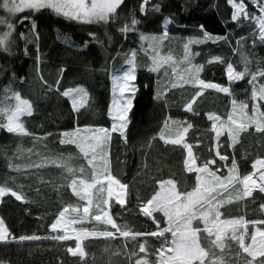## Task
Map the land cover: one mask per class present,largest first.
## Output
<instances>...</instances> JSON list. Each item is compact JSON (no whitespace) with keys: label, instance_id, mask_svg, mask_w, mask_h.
<instances>
[{"label":"trees","instance_id":"trees-1","mask_svg":"<svg viewBox=\"0 0 264 264\" xmlns=\"http://www.w3.org/2000/svg\"><path fill=\"white\" fill-rule=\"evenodd\" d=\"M142 3L143 0H125L108 23L92 24L57 16L48 10H26L13 16L0 8V17L15 24L7 50L0 48V101L10 95L6 89L19 92L37 107V121H41L47 130L45 138L32 139L30 135L19 137L0 128V185L6 184L24 196L23 200H17L10 193L1 197L0 218L11 236L40 237L39 240L9 239L0 242V261L3 264H134L138 256L145 255L139 253V243H146L148 259L155 262V251L161 245V239L156 237L137 240L119 236L115 239L87 238L82 245L88 255L81 259L67 251L69 247H75L74 239L61 241L50 236L53 233L50 225L62 208L67 205L81 207L83 201L69 187V174L65 177L66 172L62 168L46 163L60 157L73 169L84 166L87 171V162L77 146L60 143L61 134L72 131L74 127L110 126V72L121 68L132 50L137 53L134 81L137 90L128 114L130 122L125 131L126 142L119 132H113L107 147L112 175L128 185L126 206L121 208L113 204L111 207V215L118 224H127L136 232L155 231L156 225L141 214L140 205L158 189L157 181L174 179L181 191H189L194 186L195 174L187 172L184 167L186 150L183 145L166 144L157 136L163 127L165 112L167 118L192 125L185 142L193 145L197 164L214 159L216 164L211 167L216 170L223 163L232 166L235 160L239 174L243 176L253 171L252 164L256 159L264 158V133L256 132L254 127L249 128L240 133L238 143L233 146L229 144L225 131L219 140L216 139L211 126L213 121L208 119L210 113L226 118L229 98L250 103L251 89L247 83L250 77L230 84L226 67L237 59L241 63L246 56L250 71L264 68V42L259 40L256 21L245 18L233 21L234 9L227 0H152L144 5V12L140 10ZM245 4L250 14H260L251 0H245ZM156 6H159V11L154 10ZM24 16L30 19L23 20ZM133 18L139 23L131 25ZM33 20L36 30H40L48 43L43 54L38 53L37 38L32 34ZM165 20L171 22L165 25ZM125 24L130 26V30L121 32ZM200 25L213 36H226L227 39L190 45L192 64L203 65L200 79L230 87L232 95L207 89L198 98L194 111L187 112L182 108L196 89L192 85L170 88L162 69L149 71L152 53L149 54L148 49L143 50L141 35L160 36L167 31L168 38L163 41L160 51L180 60L184 56V43L189 38H201ZM4 31H7L6 26L0 25V33ZM213 57H221L225 63H208ZM237 65L241 67L244 64ZM179 66L181 68L183 64ZM243 69L238 68L240 71ZM258 82L264 83V78H258ZM76 86H83L89 93L88 104L79 113L71 110L70 100L65 101L60 99L62 95L59 96L65 89ZM158 92L161 93L160 99L156 98ZM261 110H264V103ZM190 116L197 117L196 121L187 122ZM217 146L220 155L227 156V160H220L216 155ZM10 163L19 165L20 170L10 168ZM261 205H264V192L254 190L252 196L224 206L223 218L243 216L247 221L264 220ZM155 216L161 227L166 226L161 214ZM95 229L112 230L110 226L103 225H97ZM134 252L138 255L134 256ZM236 252L237 246L231 243L228 255L231 264H238Z\"/></svg>","mask_w":264,"mask_h":264},{"label":"snow or ice","instance_id":"snow-or-ice-1","mask_svg":"<svg viewBox=\"0 0 264 264\" xmlns=\"http://www.w3.org/2000/svg\"><path fill=\"white\" fill-rule=\"evenodd\" d=\"M124 2L125 0H0V8L13 16L24 13L26 10L34 12L48 10L57 16L92 24L108 23L117 15V10ZM148 2L149 0H143L141 12L145 11L144 5ZM227 2L234 9L231 19L233 21H239L241 18L255 20L259 40L264 42V0H251L257 6L259 15H252L247 11L245 0H239V2L227 0ZM154 10L159 11V6H156ZM28 19H30L29 16L23 17V20ZM23 20L20 23H23ZM170 22V20H165V25ZM138 23L139 21L134 18L131 20V25ZM0 25H5L7 28V31L0 33V48L6 51L10 42L9 38L15 30V24L0 17ZM31 27L32 34L38 38V33L35 31L37 25L34 20ZM199 28L201 38H189L184 43L182 61H176L170 53L167 55L161 53L163 41L168 38L167 31L160 36L145 37L143 34L141 35L142 40L149 39L153 42L149 44V48L152 49L150 56L152 66L149 71L158 72L161 68L169 66L172 88L192 85L196 89L184 105L188 112L194 111V105L198 98L207 89L232 95L230 87L200 79L199 73L203 70V65L192 64L190 45L227 39L226 36H213L204 29L203 25H200ZM129 30L130 26L127 24L120 29L121 32ZM89 35L94 36L92 33ZM255 42L254 40L253 43ZM136 55V51L132 50L125 60L127 67L123 68L119 74L112 75V102L108 112L113 120L111 129L76 127L73 131L61 134L60 143L75 144L87 162V171L84 166L73 169L66 161H62L59 165L69 174L71 179L69 187L73 194L86 203L82 208L71 205L62 208L55 221L50 225L53 232L59 230L62 234L55 235L52 239L61 241L74 239L75 247H69L67 251L73 256L78 255L84 259L88 253L82 246V241L87 238L115 239L119 236L126 240H137L140 237H156L161 239V245L155 251V264H231L228 255L231 243H234L238 248L236 256L245 257L244 264H264V227L257 226H264V220L247 221L243 216L223 218L221 212V208L225 204L250 197L256 189L264 192V158L256 159L252 164L253 172L247 175L239 174L235 160L232 162V167L228 169L227 176L219 175L220 169L217 168L213 171L210 167L216 164L214 159L197 164L198 157L192 151L193 145L185 142V135L192 125L185 126V122L172 120L171 117L164 121L157 136L166 144L183 145L187 150L184 167L187 172L195 174L194 186L190 191H181L174 179L157 181L158 190L140 205L141 214L153 220L157 228L156 231H133L127 224H118L111 215L113 204L121 208L126 206L128 185L121 183L112 175L105 148L110 142L113 132H119L126 142L125 131L130 122L128 114L133 107V99L137 90L133 83L136 79ZM213 62L225 63L221 57H213L208 61V63ZM248 63V59L245 58L242 71H236L233 64L228 63L226 75L230 84L250 77L247 83L251 89L249 96V100L252 102L251 114H249V102L246 100L237 101L235 98L231 101V110L227 113L226 119L215 113L208 114V119L213 121L212 131L215 132L216 139L219 140L220 135L226 129L233 146L238 143L240 133L248 131L249 128L254 127L256 132L264 133V110H261V105L264 103V83L258 82V78H264V68H258L252 72L247 67ZM180 64H185L186 67L178 70ZM63 71L62 68L61 75ZM165 74L168 75L167 69ZM5 91L10 95H6L4 100L0 101V128H5L7 132L16 135H32L22 122V117L33 114L31 101L23 98L17 91L11 89ZM61 95L70 99L71 108L76 113H79L88 104L89 93L83 86L65 89ZM156 98L160 99L161 93L158 92ZM82 133L87 134L83 135ZM37 139L40 138L37 137ZM218 148L219 146H217L216 155L220 160H227L228 157L220 155ZM41 166L31 165V167ZM9 167L16 171L20 170L19 165L10 163ZM233 190L236 191L234 197L231 195ZM9 193L17 200L24 199L22 194L7 187L6 184L0 185V197ZM261 208L264 209V205H261ZM154 213L163 214L162 219L166 226H160V221L156 220ZM86 221L102 223L105 226H110L112 230H89L84 227ZM201 224L202 227L198 226ZM249 224L254 227V231H249ZM166 233L170 234L171 239L165 235ZM9 239L39 240L40 237L21 236L17 238L11 236L4 220L0 218V242H7ZM137 247L139 253L145 255L138 256L135 264H151L148 259L146 243H139ZM133 255L138 254L134 252ZM0 264L3 262L0 261Z\"/></svg>","mask_w":264,"mask_h":264},{"label":"rangeland","instance_id":"rangeland-1","mask_svg":"<svg viewBox=\"0 0 264 264\" xmlns=\"http://www.w3.org/2000/svg\"><path fill=\"white\" fill-rule=\"evenodd\" d=\"M37 33H38V38H37V36H36V38H37V50H38V53L39 54H43L46 50H47V47H48V43L46 42V40H45V38L41 35V32H40V30H35ZM257 32H258V29H257ZM144 36L145 37H153V36H158V35H153V34H144ZM144 40V48H143V50H146V49H148L149 50V54H151L152 53V49L151 48H149V44L150 43H153L151 40H149V39H143ZM245 58H246V56L241 60V63H240V60L239 59H237V61L236 62H234V63H231V64H233V66H234V68L236 69V71H240V70H238V68H242V67H244V65H241V64H244V61H245ZM176 61H182L183 60V57H182V59H175ZM234 64H236V65H234ZM237 64H240L241 65V67H239ZM122 67L121 68H116V72L115 71H112V72H110V82H111V91H112V75L113 74H119L120 73V71L123 69V68H126L127 67V65L126 64H122L121 65ZM151 66H152V63H151ZM186 67V65L185 64H183V66L180 68V66H178V70H181V69H183V68H185ZM162 69V72H163V74H164V77L165 78H167V80H168V82H169V86H170V88H172L171 87V82H172V77H171V68L169 67V66H165V68H161ZM161 69H160V71H161ZM166 69H167V72H168V75H166L165 74V72H166ZM164 70V71H163ZM134 83V82H133ZM184 86H187V85H184ZM177 88H179V87H177ZM48 90H50V89H48ZM209 90H212V91H216V90H213V89H209ZM216 92H218V91H216ZM220 93H222V92H220ZM222 94H225V93H222ZM225 95H228V94H225ZM59 96H61V93H59ZM58 95H57V97H59ZM60 99H63V100H67L68 98H66V97H64V96H62ZM232 99L233 98H229V101H228V103H229V109L227 110V113L231 110V101H232ZM69 100L70 99H68V102H69ZM250 101V100H249ZM111 102H112V93H111V100H110V105H111ZM251 104H252V102L250 101V103H249V114H251ZM110 105H109V107H110ZM69 106H70V108H71V101L69 102ZM32 108H33V114L31 115V116H25V117H22V122L24 123V125H25V127H26V129L28 130V132H30V133H32V135H30V138H32V139H37V137H39L40 139H42V138H45V136H46V131L47 130H45V128H44V125L41 123V121L40 122H38L37 121V119L39 120V118H37V116H39L38 114H39V112H38V109H37V107L36 106H33L32 105ZM183 111H187L186 109H185V107L183 106ZM71 110H72V108H71ZM73 111V110H72ZM108 112H109V109H108ZM188 112V111H187ZM165 115H166V118H164V120H163V122H162V124L164 123V121L167 119V117H168V115H167V113L165 112ZM180 116V115H179ZM197 117H192V116H190V117H188L187 118V122H195ZM109 119H110V126L109 127H103V128H107V129H111V127H112V124H113V120H112V118L109 116ZM171 119H173V118H171ZM226 119V118H225ZM202 120V119H201ZM176 121V120H175ZM179 121V120H178ZM184 122V121H183ZM213 124V123H212ZM186 126V125H185ZM212 126V125H211ZM76 127H74L73 128V130L75 129ZM84 128H87V127H83V128H81V129H84ZM93 128H98V127H93ZM29 129H32V132L31 131H29ZM72 130V131H73ZM41 131H45L43 134H39L38 132H41ZM225 132H226V136H227V138H228V141H229V144L230 145H232V142H231V140H230V138H229V136H228V133H227V130L225 129L224 130ZM34 132H37V133H34ZM83 135H86L87 133H82ZM214 134H215V132H214ZM25 136V135H24ZM19 137H22L21 135H19ZM185 137H186V135H185ZM108 145H109V143H108ZM108 145H107V147H108ZM107 147L105 148V151L108 153V149H107ZM78 148V147H77ZM79 150V149H78ZM186 150V149H185ZM186 155H187V150H186ZM186 158V157H185ZM185 160V159H184ZM51 162H48V163H46V164H50V165H55V166H59L60 164H61V162L62 161H65L64 159H62V158H58V159H54V160H50ZM53 161H55L56 163H52ZM86 161V160H85ZM223 166H221V165H218L217 166V168L218 169H220V172L218 173L219 175H222V176H227L228 175V169L229 168H231L232 166L230 165V164H225V163H223L222 164ZM60 167V166H59ZM211 167V166H210ZM60 168H62L63 170H64V172H66V174L64 175L65 177H67V171L63 168V167H60ZM211 169L213 170V171H215L212 167H211ZM253 172V171H252ZM122 183V182H121ZM124 184V183H123ZM158 190V189H157ZM190 191V190H189ZM231 195L234 197L235 195H236V191L235 190H233L232 191V193H231ZM1 198V197H0ZM84 203H86V202H84L83 201V204H82V206H81V208L83 207V205H84ZM226 205H228V204H225L224 206H226ZM223 206V207H224ZM222 207V208H223ZM222 208H221V212L223 213V211H222ZM95 214V213H94ZM155 214H161L162 216H163V214L162 213H154V216H155ZM148 218V217H147ZM155 218H156V216H155ZM228 218H231V217H228ZM148 219H150V218H148ZM157 219V218H156ZM150 220H152V219H150ZM153 221V220H152ZM97 225H103L102 223H96V222H89V221H86L85 223H84V227H87V228H89V230H96L95 228H96V226ZM103 226H105V225H103ZM198 226H201L202 227V224L201 225H198ZM255 229H254V227L251 225V224H249V231L251 232V231H254ZM96 231H98V230H96ZM156 231V230H155ZM53 232V231H52ZM59 234H62V232L61 231H57V232H53L50 236H55V235H59ZM74 235V234H73ZM169 239H171V237H170V234H168V233H166L165 234ZM82 243H83V241H82ZM83 246V245H82ZM237 251H238V248H237ZM236 261H237V263L238 264H244V262H245V257L244 256H240V257H237V259H236ZM135 264V263H134ZM151 264H155V262L154 263H151Z\"/></svg>","mask_w":264,"mask_h":264},{"label":"water","instance_id":"water-1","mask_svg":"<svg viewBox=\"0 0 264 264\" xmlns=\"http://www.w3.org/2000/svg\"><path fill=\"white\" fill-rule=\"evenodd\" d=\"M151 1H152V0H149V2H148L147 4L151 3ZM74 207H75V206H74Z\"/></svg>","mask_w":264,"mask_h":264},{"label":"bare ground","instance_id":"bare-ground-1","mask_svg":"<svg viewBox=\"0 0 264 264\" xmlns=\"http://www.w3.org/2000/svg\"><path fill=\"white\" fill-rule=\"evenodd\" d=\"M258 190V189H257Z\"/></svg>","mask_w":264,"mask_h":264},{"label":"built area","instance_id":"built-area-1","mask_svg":"<svg viewBox=\"0 0 264 264\" xmlns=\"http://www.w3.org/2000/svg\"><path fill=\"white\" fill-rule=\"evenodd\" d=\"M257 190V189H256Z\"/></svg>","mask_w":264,"mask_h":264}]
</instances>
